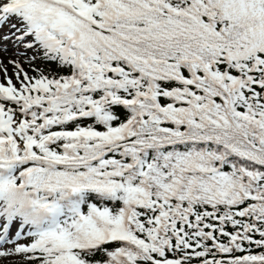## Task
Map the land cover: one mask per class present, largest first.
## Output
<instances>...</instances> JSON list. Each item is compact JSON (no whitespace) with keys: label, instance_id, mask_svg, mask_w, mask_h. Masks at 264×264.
I'll list each match as a JSON object with an SVG mask.
<instances>
[{"label":"snow or ice","instance_id":"6c2138e0","mask_svg":"<svg viewBox=\"0 0 264 264\" xmlns=\"http://www.w3.org/2000/svg\"><path fill=\"white\" fill-rule=\"evenodd\" d=\"M0 33V264H264V0H0Z\"/></svg>","mask_w":264,"mask_h":264},{"label":"rangeland","instance_id":"374dc122","mask_svg":"<svg viewBox=\"0 0 264 264\" xmlns=\"http://www.w3.org/2000/svg\"><path fill=\"white\" fill-rule=\"evenodd\" d=\"M8 31H9V29H7V28H5L3 30V32H5V33L8 32ZM0 35H2V33H0ZM7 47H8V52L7 53L0 52V59H3L5 62H7L9 59H17L18 57L15 55L17 49L11 43H8ZM39 66L42 67V68H44L45 71H51V72L57 71L55 65H51V64H49V65L40 64ZM24 67H25L26 70H29V73L30 74H33L31 72V70L28 69V65L26 63L24 64Z\"/></svg>","mask_w":264,"mask_h":264}]
</instances>
